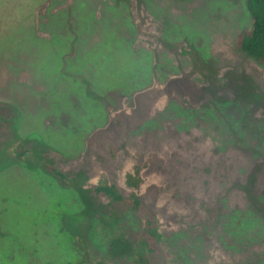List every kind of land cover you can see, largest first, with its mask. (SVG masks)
<instances>
[{
    "label": "rangeland",
    "instance_id": "obj_1",
    "mask_svg": "<svg viewBox=\"0 0 264 264\" xmlns=\"http://www.w3.org/2000/svg\"><path fill=\"white\" fill-rule=\"evenodd\" d=\"M142 4L157 13L139 34L154 48L136 49L139 70L133 62L128 75L168 73L170 82L124 106L105 95L100 119L94 100L77 102L74 86L58 79L63 28L39 22L36 30L23 0H0V264H118L105 256L106 241L122 225L149 222L163 232L154 264H264V63L235 46L251 26L246 0ZM105 8L81 0L76 10ZM95 28L108 53L110 26ZM43 31L52 42L37 36ZM148 94L186 110L167 120L173 126L143 136L135 122L149 113L136 100ZM187 113L189 127L180 123ZM94 167L124 202L94 196ZM136 197L139 206L130 203Z\"/></svg>",
    "mask_w": 264,
    "mask_h": 264
},
{
    "label": "flooded vegetation",
    "instance_id": "obj_2",
    "mask_svg": "<svg viewBox=\"0 0 264 264\" xmlns=\"http://www.w3.org/2000/svg\"><path fill=\"white\" fill-rule=\"evenodd\" d=\"M23 0L22 12H34L33 20L35 21L36 30L40 28L39 22H42L44 26L51 28H60L62 31V42L60 41L57 46V55L59 58V64L57 65V71L59 70L58 79L65 81L68 85L74 86L73 88L79 94L77 102H87L89 99L95 101L92 107L98 112H101L100 119L102 118L103 98L107 94H112L115 97H109V100H114L116 105H128L130 96L134 93H139L146 88H152L157 83L162 85L170 82V76L168 73L159 74V78L154 72L151 73H136L134 78L130 79L129 70L127 69L133 62L137 63L138 67V56L139 52H135L136 49L145 47L146 50H152L154 46L150 43L144 46L142 38L139 36L140 31L145 32L149 27H154L155 16L151 12H146L144 4L140 9L139 0H99L108 5V8L104 9V12L97 10V12H87L83 9L79 11L76 7L81 5V0ZM30 4V5H29ZM27 7V8H26ZM105 15V16H104ZM157 17V16H156ZM31 16L23 15L21 22H29ZM107 18V19H106ZM142 18L145 20V24L141 26ZM104 21V22H103ZM59 23V26L57 25ZM64 23V24H62ZM110 26V35L113 36V42L110 44V50L108 53L105 50H101L97 40L98 37L96 32V26L103 24ZM62 24V26H60ZM57 26V27H56ZM94 34L93 36L90 34ZM152 34V32H151ZM39 38H47L52 42L51 34L49 32H40L37 35ZM115 39H120V43H117ZM156 37L153 38L155 40ZM86 40H89L90 44H86ZM107 59V60H106ZM109 60V61H108ZM151 65V64H150ZM153 65L150 69L152 70ZM139 70V67H138ZM118 75L126 80L125 85H117ZM161 76V78H160ZM163 76H165L163 78ZM117 78V79H116ZM162 80V81H161ZM161 81V82H160ZM157 93L162 94L164 90L162 87H157ZM134 97V96H133ZM124 98L127 101H124ZM142 99L136 104L138 106H145L148 111V115L143 120H138L135 123L143 128L141 134L147 136L153 135L159 130L165 129L168 126H173L170 121H167L172 115L181 116V113L186 109L174 104L169 105V99L160 98L154 101L153 94L141 97ZM139 99V98H138ZM76 102V101H75ZM76 107L73 105L72 108ZM90 112V108H87ZM190 110H188L189 112ZM106 112V111H105ZM186 113V112H185ZM183 114L180 123L186 127L193 125L195 121L188 119L189 114ZM180 119V118H179ZM57 120V117H56ZM92 120V119H91ZM89 121V120H88ZM65 122L68 127L73 123H76L71 117ZM139 153L138 157H140ZM104 161H106L104 159ZM103 163L101 161L100 165ZM98 166V167H99ZM93 168L92 174L94 181H99L97 184L92 186L94 196L99 199L102 197H108L113 203L124 202V198L121 196L119 186L116 183L100 182L98 174L101 173V169ZM53 173L64 177L62 173L57 170H53ZM37 174V172H36ZM139 175V173H138ZM133 206H139L140 200L138 197L133 198L130 201ZM123 226V225H122ZM118 230V232L111 235L106 241L104 248V254L114 263L118 264H129L136 260L138 264H154L151 259V254L157 253L155 249L156 244L161 241L163 232L157 230L154 222H149L141 226V228H131L127 225ZM123 237L125 242L124 249L112 248V241ZM76 237H72L68 240L70 245L74 244ZM42 238L36 239V245H39L41 250ZM40 243V244H39ZM36 248L35 253H38ZM72 252V251H71ZM115 254V255H114ZM174 255L177 257L176 252ZM114 256V257H112ZM178 263H180L178 261ZM38 264H41L38 262ZM98 264H104L98 262Z\"/></svg>",
    "mask_w": 264,
    "mask_h": 264
},
{
    "label": "trees",
    "instance_id": "obj_3",
    "mask_svg": "<svg viewBox=\"0 0 264 264\" xmlns=\"http://www.w3.org/2000/svg\"><path fill=\"white\" fill-rule=\"evenodd\" d=\"M246 6L251 18V26L237 34L235 46L238 51L264 63V0H246ZM124 242L123 237L115 239L111 243L112 248L126 250L127 247L123 245Z\"/></svg>",
    "mask_w": 264,
    "mask_h": 264
}]
</instances>
